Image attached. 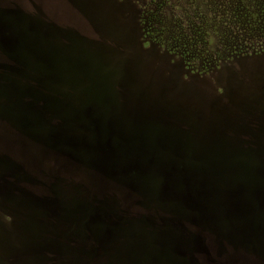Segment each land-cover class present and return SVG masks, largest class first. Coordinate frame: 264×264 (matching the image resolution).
<instances>
[{
    "label": "rangeland",
    "instance_id": "1",
    "mask_svg": "<svg viewBox=\"0 0 264 264\" xmlns=\"http://www.w3.org/2000/svg\"><path fill=\"white\" fill-rule=\"evenodd\" d=\"M15 1H0V264H264V3ZM70 97L96 101L87 121L112 119L113 140L154 138L181 172H209L215 207L159 193L146 154L118 172L150 196L47 144Z\"/></svg>",
    "mask_w": 264,
    "mask_h": 264
},
{
    "label": "water",
    "instance_id": "2",
    "mask_svg": "<svg viewBox=\"0 0 264 264\" xmlns=\"http://www.w3.org/2000/svg\"><path fill=\"white\" fill-rule=\"evenodd\" d=\"M72 98L73 97H70L68 98L69 100L65 99L63 101V108L61 106H57V109L54 110L56 115L60 118L59 120L61 121V123L58 125L57 128H55L57 130L56 134L54 131L51 130L48 135L49 137L43 139L47 144H50L53 148L57 149L61 153L72 154L76 161H80L82 164H87L93 170L101 172L102 177L98 176L99 179L112 180L115 177L117 183H119V178L123 177V181L125 179L124 188L127 189V186L134 183L141 193L150 196L149 192L147 191L148 189L146 188V181L131 182L132 178H130L129 176V178H126V176L118 172V170L120 171L121 169V173H123L124 171L132 167L131 165L135 164L132 162V160H129L125 157L126 154L135 153L137 154V156L138 154H146L148 159L146 161L144 160L143 167H141V169L142 172H145L147 170H153L155 179L160 178V182L157 183L159 184L157 186L159 188V193L171 195H184L190 201V204H187L193 206V208L196 209V207H203L205 209L203 210L206 213L209 211V206L211 205L206 204L205 200L203 199L210 197V195H212L213 197L215 196L216 198V196L218 195L217 190H215L211 194V190L214 187L212 188L210 185H206L208 178H210L209 172L200 174V172H203L204 169H198L193 167H187L181 172V170L177 168L176 163L172 159L166 160L165 158H162L161 152H159L156 145L154 144L156 143L154 138H152V140L144 138V140L142 139L140 141H137L134 140L132 137L127 136L125 139L122 140H113L112 137L116 135L117 129L114 128L112 131V119L106 118V120H104L103 118H101L98 122L93 123L95 126H91V123L87 121L90 117L89 113L92 112V108L94 106H97L96 101L91 99L93 101H89L90 103H83L80 106L81 108H79V104L76 106L75 103H73ZM91 127L93 128V134H91L90 132ZM76 129H86V131H88L89 133V136L85 137L84 134H79ZM108 132L111 135L107 136L106 133ZM117 132L118 134H120L119 136H121L122 131L119 130ZM58 134L60 136L57 138V140L54 139L58 136ZM105 146H110L109 151H105ZM176 150L181 152L182 148L177 147ZM104 153L119 154V158L116 157L115 166L112 163L108 162V160L104 158V156L101 157L98 155ZM219 154L220 153H205L204 155L211 157L213 156V158L210 157L208 162L210 164H214L216 159H218ZM122 156H124V158ZM167 167L168 169L165 170V168ZM123 169L125 170L123 171ZM233 193L232 191H230L228 194H225L228 195V198H230V200L235 205H238L240 207V209L236 207V211L248 212L249 206L247 207V204L244 206H240L237 198H235ZM172 205L173 206L169 207V210L175 212L178 215L177 217L181 216L185 219L196 221V218H193L195 217L194 215L186 214L187 212L184 209L178 208L179 205H176L175 203ZM228 206L232 209L234 208V205ZM211 207L215 206L213 205ZM203 210H201V213L203 215H206ZM89 213H91L89 214V216L94 219L95 217H97L96 213H98V211L89 210ZM171 243L175 244L173 240H171ZM187 247L192 248L193 246L188 245Z\"/></svg>",
    "mask_w": 264,
    "mask_h": 264
},
{
    "label": "trees",
    "instance_id": "3",
    "mask_svg": "<svg viewBox=\"0 0 264 264\" xmlns=\"http://www.w3.org/2000/svg\"><path fill=\"white\" fill-rule=\"evenodd\" d=\"M254 1H255L256 5L258 4L259 6H260L262 3H264V0H254ZM240 3H241L240 0H236L235 3H234V4H235V5H234V6H235V7H234V9H235L234 12H237V13H239V14H240V10H239V9H240V7H239V6H240ZM257 12H258V11H257ZM257 12H255V13L257 14ZM240 16H241V15H240ZM246 18H247V16H246ZM246 20H247V19H246ZM257 23L260 24V26H261V27H260V31H261V32H264V29H263V28H264V23H260V22H257ZM242 25H246V24H242ZM242 25H241V28H242V29H245V28L242 27ZM247 27H248V29H249L250 32H252V33L254 32L255 34L257 33V31H253L254 29H253L252 25H250V23L247 24ZM255 37H256V36H253L252 38L254 39ZM243 47H244V46H243ZM33 83H35V81H34ZM65 90H66V91H70V90H68V88H65V86H63V91H65Z\"/></svg>",
    "mask_w": 264,
    "mask_h": 264
},
{
    "label": "flooded vegetation",
    "instance_id": "4",
    "mask_svg": "<svg viewBox=\"0 0 264 264\" xmlns=\"http://www.w3.org/2000/svg\"><path fill=\"white\" fill-rule=\"evenodd\" d=\"M1 1V0H0ZM4 2L5 5H7L8 7L11 5V1L12 0H2ZM15 2H19V0L15 1ZM19 5H21V3L19 2ZM22 7V6H21ZM23 8V7H22Z\"/></svg>",
    "mask_w": 264,
    "mask_h": 264
}]
</instances>
